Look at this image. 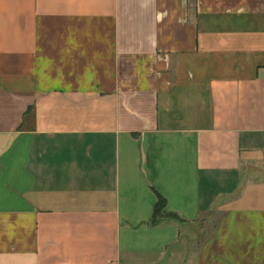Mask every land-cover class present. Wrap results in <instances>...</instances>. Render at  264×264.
<instances>
[{"label":"crops","instance_id":"crops-1","mask_svg":"<svg viewBox=\"0 0 264 264\" xmlns=\"http://www.w3.org/2000/svg\"><path fill=\"white\" fill-rule=\"evenodd\" d=\"M263 158L264 0H0V264H264Z\"/></svg>","mask_w":264,"mask_h":264},{"label":"rangeland","instance_id":"rangeland-1","mask_svg":"<svg viewBox=\"0 0 264 264\" xmlns=\"http://www.w3.org/2000/svg\"><path fill=\"white\" fill-rule=\"evenodd\" d=\"M219 219H220L219 215H214L212 217L204 219L201 222L200 228L205 231L203 235L204 239H209L214 235Z\"/></svg>","mask_w":264,"mask_h":264},{"label":"trees","instance_id":"trees-1","mask_svg":"<svg viewBox=\"0 0 264 264\" xmlns=\"http://www.w3.org/2000/svg\"><path fill=\"white\" fill-rule=\"evenodd\" d=\"M166 204V200L160 195H158V204L153 218V225L158 224L161 219L165 218V216L163 215V210L165 209Z\"/></svg>","mask_w":264,"mask_h":264},{"label":"built area","instance_id":"built-area-1","mask_svg":"<svg viewBox=\"0 0 264 264\" xmlns=\"http://www.w3.org/2000/svg\"><path fill=\"white\" fill-rule=\"evenodd\" d=\"M263 162H264V158H263Z\"/></svg>","mask_w":264,"mask_h":264}]
</instances>
